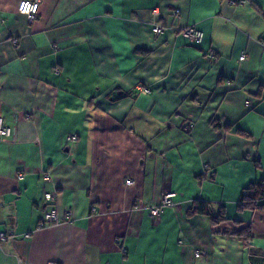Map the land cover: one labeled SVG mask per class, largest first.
I'll return each mask as SVG.
<instances>
[{
	"label": "crops",
	"instance_id": "0c3cea01",
	"mask_svg": "<svg viewBox=\"0 0 264 264\" xmlns=\"http://www.w3.org/2000/svg\"><path fill=\"white\" fill-rule=\"evenodd\" d=\"M20 1L0 0V264H264V210H239L264 179V0H38L33 23Z\"/></svg>",
	"mask_w": 264,
	"mask_h": 264
},
{
	"label": "built area",
	"instance_id": "2783aa9c",
	"mask_svg": "<svg viewBox=\"0 0 264 264\" xmlns=\"http://www.w3.org/2000/svg\"><path fill=\"white\" fill-rule=\"evenodd\" d=\"M246 0H231L229 1V4L232 6H236V5H243L245 4ZM18 12L19 14L25 16L28 20L29 23H33L37 17H38V13H39V1L38 0H21L18 4ZM176 15L178 13V11L174 12ZM153 33L155 35H160L163 33V28L159 25H155L152 29ZM180 35L187 40L188 42H190L191 44H200L203 40V32L200 30H197L193 27H186L184 28L181 32ZM13 44H17V40H13ZM244 59V55H242L240 57V60ZM140 90L144 93V94H148L150 91L148 88H140ZM246 105L248 106L249 103L247 102ZM11 133V130L9 127H7L4 123V120L0 117V136L1 137H9ZM69 141H76L77 137L76 136H71L68 138ZM19 177H22L21 175ZM43 179L48 181L50 180V177L48 174H43L42 175ZM126 184L132 185L133 182L132 180H127ZM176 196V194L174 192H167L165 194H163L160 204H158L156 207L152 208L150 213L151 216L155 219H159L161 214L163 213L164 209L171 206L172 202H173V198ZM45 198V202L46 204H50V206L54 203L55 200V193L52 192H47L44 195ZM66 217L67 218H71V213H66ZM60 222V219L58 218L57 212L55 210V208H51L50 210L44 212L43 218L41 219V221L38 223L37 227L35 230H39L42 229L46 226L49 225H54ZM32 233H27L24 234V238L25 239H29L31 237ZM9 238V236L6 233L0 232V243L7 240ZM199 256V252L196 253V257Z\"/></svg>",
	"mask_w": 264,
	"mask_h": 264
},
{
	"label": "trees",
	"instance_id": "16d2710c",
	"mask_svg": "<svg viewBox=\"0 0 264 264\" xmlns=\"http://www.w3.org/2000/svg\"><path fill=\"white\" fill-rule=\"evenodd\" d=\"M214 127H220V124L215 123ZM224 129L229 130L230 128L224 127ZM236 133L244 138H250V136L243 131L237 130ZM255 165L258 166V163L255 162ZM198 178L202 179V176H199ZM258 184V188L256 186H251L250 188L243 190L242 197L239 202V210L254 208L264 210V204L260 203L264 200V179ZM196 216L207 217L212 226H219L228 220L226 218L224 207H215L211 202L205 200H194L190 208L187 209V218H193ZM233 235L243 237V240L246 241V243H249L252 239L250 227H246Z\"/></svg>",
	"mask_w": 264,
	"mask_h": 264
},
{
	"label": "rangeland",
	"instance_id": "374dc122",
	"mask_svg": "<svg viewBox=\"0 0 264 264\" xmlns=\"http://www.w3.org/2000/svg\"><path fill=\"white\" fill-rule=\"evenodd\" d=\"M154 34V33H153Z\"/></svg>",
	"mask_w": 264,
	"mask_h": 264
}]
</instances>
